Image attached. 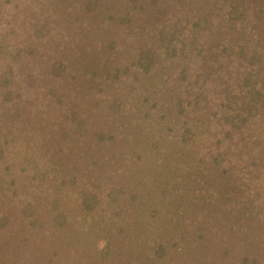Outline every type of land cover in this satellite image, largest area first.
Wrapping results in <instances>:
<instances>
[{"label": "rangeland", "instance_id": "obj_1", "mask_svg": "<svg viewBox=\"0 0 264 264\" xmlns=\"http://www.w3.org/2000/svg\"><path fill=\"white\" fill-rule=\"evenodd\" d=\"M244 1L243 13L235 16L231 4L238 0H0V264H45L53 251L66 259L62 264H77L79 258L90 264L87 256L108 238L98 222L101 208L119 203L100 196L86 212L73 188L125 184L137 190L143 175L163 172L137 135L145 124L153 131L159 122L153 111L141 115L150 108L145 96L152 94L146 81L132 76L139 73L131 64L163 57L158 32L163 19L186 33L185 39L206 43L204 54L216 56L226 36L264 50V0ZM201 18L207 19L204 27ZM150 23L157 29L148 31ZM161 66L172 73L177 68ZM174 80L179 90L193 86L188 74ZM136 157H142V167ZM188 171L192 177L181 188L206 180L201 171ZM41 188L45 194L61 188L57 210L49 211L50 198L37 195ZM96 212L102 216L81 224ZM252 221H244L250 235L262 238ZM111 241L112 248L119 246ZM233 241L242 244L235 236ZM123 249L110 248L98 263L148 264L154 252L149 246L142 252L141 244ZM189 262L204 264L205 257L198 263L192 254Z\"/></svg>", "mask_w": 264, "mask_h": 264}, {"label": "trees", "instance_id": "obj_2", "mask_svg": "<svg viewBox=\"0 0 264 264\" xmlns=\"http://www.w3.org/2000/svg\"><path fill=\"white\" fill-rule=\"evenodd\" d=\"M245 6L244 0L232 3L233 15L243 13ZM162 22L165 27L161 26L158 32L162 33L159 52L163 57L131 65L140 74L132 76L146 81L152 94L151 98L145 96L150 108L141 115L153 111L159 122L153 131L145 124L137 129V135L154 151L155 156L150 157L159 159L163 172L143 175L137 190L126 188L125 184L73 188L72 195L86 212L93 209L92 204L100 196L108 203H119L114 208H101L104 216L97 221L108 238L95 254L92 251L87 257L90 264H99L100 256L110 248L123 251L124 247L141 244L142 252L146 246L154 249L148 264H188L192 254L198 263L205 257L204 264H264V50L250 46L248 40L240 43L239 36H226V40L219 39L216 56L204 54L202 46L206 43L195 44V38L186 40V33L177 31L171 21ZM201 22L204 27L207 19L201 18ZM157 27L150 23L147 30ZM211 32L206 30V34ZM161 64L178 69L172 73ZM185 74L193 76V86L185 84L179 90L174 78L183 80ZM189 93V98L184 96ZM174 109L178 110V119L172 116ZM141 158L136 157L140 167ZM188 169L201 171L206 180L198 182L197 178L190 182L194 183L192 188H181L182 181L188 182L192 177ZM213 180L219 181L218 187H214ZM43 189L37 195L50 198L49 211L57 210L62 200L56 192L61 188H48L46 194ZM109 210L112 213L105 214ZM124 211L127 218L119 219ZM140 214L142 218L137 217ZM101 216L96 212L88 220L86 215L81 224H91ZM244 221L255 223L262 238L250 235ZM140 234L142 239L138 238ZM153 236L159 239L152 240ZM234 236L242 241L241 245L233 241ZM111 239L119 241L117 248H112ZM65 260L53 251L45 258V264H62ZM136 261L133 264H139ZM87 263L82 258L77 262Z\"/></svg>", "mask_w": 264, "mask_h": 264}]
</instances>
